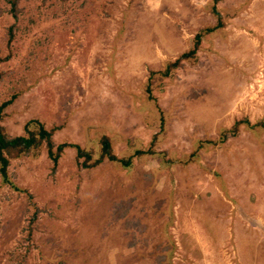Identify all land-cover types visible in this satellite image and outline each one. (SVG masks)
<instances>
[{"label": "rangeland", "instance_id": "rangeland-1", "mask_svg": "<svg viewBox=\"0 0 264 264\" xmlns=\"http://www.w3.org/2000/svg\"><path fill=\"white\" fill-rule=\"evenodd\" d=\"M29 119L89 163L107 136L132 164L86 167L74 146L11 160L0 264H246L264 204V0H0V125Z\"/></svg>", "mask_w": 264, "mask_h": 264}, {"label": "trees", "instance_id": "trees-1", "mask_svg": "<svg viewBox=\"0 0 264 264\" xmlns=\"http://www.w3.org/2000/svg\"><path fill=\"white\" fill-rule=\"evenodd\" d=\"M215 27H218V25L214 26V29ZM211 30H213V27L206 29V31ZM194 51L195 48L188 52L180 54L176 58V60H173V62H168L165 71L162 73H167L169 70H171V66L175 67L182 59L190 58L192 55H194ZM154 74L155 72H153V75ZM148 91H150L149 87ZM7 103L8 102H6L5 104ZM240 123L241 122L239 121L236 122V124L231 129L232 133H236ZM250 126L252 127L253 125ZM262 127H264V123H262ZM23 128V133L18 135H10L6 131V129L0 125V177L2 183L12 184L8 174V166L11 160L22 158L25 156L36 157L42 152L43 149L46 150L49 158L52 159L54 163L57 162L59 156L65 148L74 146L77 150V156L85 157V160L82 161V164L86 167L96 165L106 158L111 161L119 162L122 165L128 167H130V165L132 164V156H129L127 158H120L115 155V153L112 151L110 138L107 136L101 137L100 154L95 160L89 163L88 160L91 156L86 152L84 153L83 149L79 145L67 142L55 144L53 142L52 135L55 128H47L44 123L39 121L38 119L27 120ZM208 142L211 141L208 140ZM142 153H144L142 150H136V152H134L135 155Z\"/></svg>", "mask_w": 264, "mask_h": 264}, {"label": "crops", "instance_id": "crops-1", "mask_svg": "<svg viewBox=\"0 0 264 264\" xmlns=\"http://www.w3.org/2000/svg\"><path fill=\"white\" fill-rule=\"evenodd\" d=\"M261 215L258 214V218L261 217V219H258L259 221V224L262 225V231H261V234H258L259 232H256V223L254 221V218L255 216H252L254 219H252V217H249L247 218V223H246V235H247V240H246V261L247 263L246 264H259L257 263L258 262V259L259 257H261V260H262V263L261 264H264V255L261 254V256H259L260 254L257 253V252H254L251 250V248H253L255 246L254 244V233L257 235L258 239L261 238L262 240H264V204H263V210H261ZM250 238V239H249ZM236 239L238 241V236L236 234ZM250 241V242H249ZM236 244V242H235ZM222 261H225L224 258H221ZM218 264H221L220 262ZM227 264V263H226Z\"/></svg>", "mask_w": 264, "mask_h": 264}]
</instances>
